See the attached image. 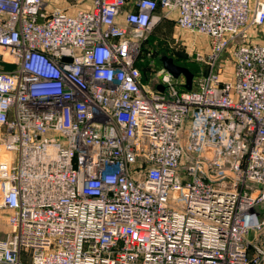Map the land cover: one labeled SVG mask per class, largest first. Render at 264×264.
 Wrapping results in <instances>:
<instances>
[{
	"label": "built area",
	"instance_id": "obj_1",
	"mask_svg": "<svg viewBox=\"0 0 264 264\" xmlns=\"http://www.w3.org/2000/svg\"><path fill=\"white\" fill-rule=\"evenodd\" d=\"M126 6L0 0V264H264V0ZM166 19L208 42L189 91L141 83Z\"/></svg>",
	"mask_w": 264,
	"mask_h": 264
},
{
	"label": "rangeland",
	"instance_id": "obj_2",
	"mask_svg": "<svg viewBox=\"0 0 264 264\" xmlns=\"http://www.w3.org/2000/svg\"><path fill=\"white\" fill-rule=\"evenodd\" d=\"M50 1V9L59 8L56 3L60 0ZM63 1L68 4L69 8H73V6L75 8L79 5L78 0ZM126 2L128 4L129 0ZM145 41L142 46V53L146 62L141 66V69L146 68L147 75L141 76V83L147 85L146 87L149 89H153L159 83V71L154 65L158 61L161 64L162 57L170 58L175 65L186 68L189 72L192 71L196 75L195 78L206 73L205 61L209 47L207 39L203 36L183 31L172 20L166 19L155 26ZM224 58L227 62L226 73L231 75L233 64L230 54L226 53ZM257 210H259L258 207ZM1 236L3 237L4 234Z\"/></svg>",
	"mask_w": 264,
	"mask_h": 264
},
{
	"label": "crops",
	"instance_id": "obj_3",
	"mask_svg": "<svg viewBox=\"0 0 264 264\" xmlns=\"http://www.w3.org/2000/svg\"><path fill=\"white\" fill-rule=\"evenodd\" d=\"M136 0H129L126 9L130 8L133 6V3ZM250 1V6L251 8H254L256 0H249ZM79 5L74 8H69L68 4L64 2L63 0L58 1V6L59 8H62L63 10L65 9L68 13L73 14L75 13L76 10L78 9H86L90 7V0H78ZM51 1L50 0H45V5L48 11H52L53 9H50ZM68 7V8H67ZM56 8V9H59ZM248 39L253 42V43H259V44H264V26L259 27V28H251L248 30Z\"/></svg>",
	"mask_w": 264,
	"mask_h": 264
},
{
	"label": "water",
	"instance_id": "obj_4",
	"mask_svg": "<svg viewBox=\"0 0 264 264\" xmlns=\"http://www.w3.org/2000/svg\"><path fill=\"white\" fill-rule=\"evenodd\" d=\"M160 61L162 68L166 70L173 78H184L183 86L185 90H191L193 82V74L191 72H189L186 68L175 65L170 58L162 57ZM162 89V86H157L158 91H162Z\"/></svg>",
	"mask_w": 264,
	"mask_h": 264
},
{
	"label": "trees",
	"instance_id": "obj_5",
	"mask_svg": "<svg viewBox=\"0 0 264 264\" xmlns=\"http://www.w3.org/2000/svg\"><path fill=\"white\" fill-rule=\"evenodd\" d=\"M146 42V41H145ZM144 42V43H145ZM144 43H143V45H144ZM142 45V46H143ZM142 48H141V53H140V56H139V61H138V63H137V67L139 68V70H140V73H141V76L144 74V75H147V72H146V68H142L141 69V66L142 65H144V62H146V60H145V58L143 57V53H142ZM157 65V66H156ZM156 65H154L155 67H156V69H158V71L161 69V64L159 63V61H158V63L156 64ZM191 73L193 74V77L195 78V74L191 71ZM143 84V83H142ZM143 85H145V84H143ZM145 86H147V85H145ZM179 89L180 90H184V88L182 87V86H180L179 87Z\"/></svg>",
	"mask_w": 264,
	"mask_h": 264
}]
</instances>
